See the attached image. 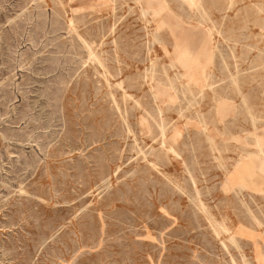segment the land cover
Instances as JSON below:
<instances>
[{
  "label": "rangeland",
  "instance_id": "374dc122",
  "mask_svg": "<svg viewBox=\"0 0 264 264\" xmlns=\"http://www.w3.org/2000/svg\"><path fill=\"white\" fill-rule=\"evenodd\" d=\"M263 154L264 0H0V264H264Z\"/></svg>",
  "mask_w": 264,
  "mask_h": 264
},
{
  "label": "bare ground",
  "instance_id": "6f19581e",
  "mask_svg": "<svg viewBox=\"0 0 264 264\" xmlns=\"http://www.w3.org/2000/svg\"><path fill=\"white\" fill-rule=\"evenodd\" d=\"M146 14V13H145ZM142 16V15H141ZM211 18V17H210ZM204 19V18H203ZM206 20V19H205ZM206 22V21H205ZM211 24V23H210ZM205 25V24H204ZM160 40V39H159ZM179 61L182 64V66H188L190 63H194V59L192 56H190L189 52L182 51L179 53ZM101 74V73H100ZM161 124V123H160ZM161 126V125H160ZM168 128V127H167ZM164 129V128H162ZM163 135H165V131L162 132ZM213 140V139H212ZM259 141V139L257 140ZM261 142V141H260ZM256 144V142H255ZM210 145V144H209ZM264 155V154H263ZM261 156V155H260ZM221 157V156H220ZM145 159V158H144ZM260 159V158H259ZM224 160V159H223ZM263 165V164H262ZM264 166V165H263ZM249 171V169H248ZM167 176V175H166ZM169 177V176H168ZM172 181V180H171ZM174 182V181H173ZM180 184V183H179ZM180 187V186H179ZM180 190V189H179ZM197 204V203H196ZM234 240V239H233ZM236 263V262H235Z\"/></svg>",
  "mask_w": 264,
  "mask_h": 264
}]
</instances>
